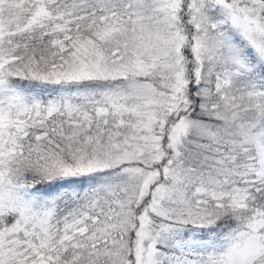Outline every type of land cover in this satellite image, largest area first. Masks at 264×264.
Instances as JSON below:
<instances>
[{
  "label": "snow or ice",
  "instance_id": "obj_1",
  "mask_svg": "<svg viewBox=\"0 0 264 264\" xmlns=\"http://www.w3.org/2000/svg\"><path fill=\"white\" fill-rule=\"evenodd\" d=\"M0 264H264V0H0Z\"/></svg>",
  "mask_w": 264,
  "mask_h": 264
}]
</instances>
